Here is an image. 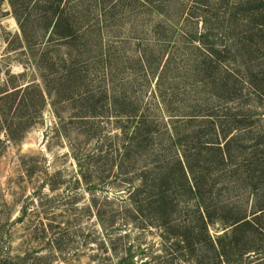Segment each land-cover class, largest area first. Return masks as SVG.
Here are the masks:
<instances>
[{"label": "rangeland", "instance_id": "rangeland-1", "mask_svg": "<svg viewBox=\"0 0 264 264\" xmlns=\"http://www.w3.org/2000/svg\"><path fill=\"white\" fill-rule=\"evenodd\" d=\"M33 2L16 15L0 0V92L33 83L44 95L0 110V264H188L164 221L197 225L218 206L256 215L255 252L220 264H264L256 2ZM170 175L183 185L167 189ZM228 224L215 215L209 232Z\"/></svg>", "mask_w": 264, "mask_h": 264}, {"label": "trees", "instance_id": "trees-1", "mask_svg": "<svg viewBox=\"0 0 264 264\" xmlns=\"http://www.w3.org/2000/svg\"><path fill=\"white\" fill-rule=\"evenodd\" d=\"M33 6H37L40 3L48 4L49 10H52L54 8V12L58 10L59 4L62 0H33ZM256 2L254 5V8L256 9L257 14H261V17L264 16V0H253ZM11 7L13 9V12L17 15L21 13L22 11L18 13V5L19 7H27L31 0H9ZM32 6V7H33ZM27 17L26 15L22 17L21 20L17 18V21L19 22V27L22 32L23 36H26V28L24 27V24H27ZM57 24V19L54 22V26ZM258 31L260 32V40L259 44L261 49L264 51V25L258 24ZM54 29V28H53ZM62 34V33H60ZM206 35H203L205 37ZM38 91L40 93L41 100L44 101L43 94L39 92L37 85L30 83L26 84L25 86L21 87V85H13L10 88H6L3 91L0 92V110L2 111V115L4 111L9 110L12 107V104L15 102L16 97L22 93L21 97L19 98V101H23L26 99V95L29 93H35ZM3 102V103H2ZM16 128L12 127L11 125H8L7 130H9V133L12 132V130H15ZM6 133V130H5ZM226 133V132H225ZM234 135L230 136L229 138L225 139V145H227V151L231 153L232 146H234L235 143L230 144L229 141L234 139ZM259 139H264V136H260ZM257 144H261V142H258ZM230 153H228L230 155ZM224 154H221L220 157L215 160V166L220 167L221 161L224 159ZM185 163L187 161L184 160ZM177 171L180 175L184 176V171H186V168L182 165L181 161L178 160L177 163ZM185 177V176H184ZM168 188H174V185L182 186L183 183L179 182L175 179L173 175H170L168 177ZM144 186V185H143ZM191 191L197 195L199 192L200 186L198 182L195 179V184L190 185ZM166 189V190H167ZM130 199H133L135 195L138 194L139 189H131L129 191ZM200 207V202L198 204ZM223 206L216 207V210L212 211V214L208 212L209 208H205V213H200L198 215V221L196 222L197 225L192 226H181V227H175L174 225H171L168 221H164L165 225V233L163 234L171 236L173 234V240L169 243L170 253L174 254L173 258H177L181 256L184 258V260L187 261L188 264H220L224 258H228L231 254H238V255H244L249 252H255L254 245L252 243V237L254 236L255 232V218L256 215L248 217L243 213H232L228 215L224 209ZM98 212V211H97ZM254 214V213H253ZM217 215L223 220V225L230 222L228 226H231L229 229L225 230L221 234L212 235L209 232V222H212V218ZM98 217L99 214H98ZM226 226V227H228ZM225 227V228H226ZM224 228V229H225ZM171 231V233H170ZM254 254V253H253ZM223 259V260H222ZM256 264V263H252Z\"/></svg>", "mask_w": 264, "mask_h": 264}]
</instances>
